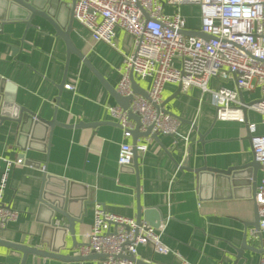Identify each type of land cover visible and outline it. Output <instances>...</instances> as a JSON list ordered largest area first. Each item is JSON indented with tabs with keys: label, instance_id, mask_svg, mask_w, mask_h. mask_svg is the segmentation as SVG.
<instances>
[{
	"label": "crops",
	"instance_id": "crops-1",
	"mask_svg": "<svg viewBox=\"0 0 264 264\" xmlns=\"http://www.w3.org/2000/svg\"><path fill=\"white\" fill-rule=\"evenodd\" d=\"M29 1L53 12L61 26H66L71 17L72 0ZM24 16L22 8L0 0V85L4 86L1 97L10 98L12 103L43 119L55 116L61 124L103 123L95 129L55 125L50 136L43 125L36 124L31 130L33 139L19 135L17 121L0 124V173L5 160L16 161L3 202L18 212L17 219L0 231V239L42 249L60 248L62 241L65 247L60 252L74 253L77 245L72 244L70 234L61 227L56 230L49 226L50 212L39 202L40 177L46 170L66 181L72 214L79 216L86 208L74 225L78 243L85 240L90 230L95 204L109 212L136 218L138 202L141 212L149 206L158 208L163 218L159 225L161 240L171 250L159 254L150 245H142L137 249L138 259L153 264H182V260L188 264H259L261 251L246 249L238 254L237 249L244 236L249 238L254 201L248 195L263 175L262 166L252 168L251 178L236 176L234 184L229 180L216 182L209 174L200 180L197 172L225 170L254 160L244 122L216 119L209 93L203 94L197 87L184 92L180 89L164 107L182 120L193 122L197 130L182 121L179 131L188 136L187 140L158 134V143L150 136H141L137 144H146V150L137 152V172L129 167L120 168L119 146L123 142L131 145L132 137L125 136L110 116L109 107L117 105L114 98L75 54H70L65 69V43L48 21L35 15L31 26L25 29ZM22 35L23 43L19 40ZM70 38L116 89L123 57L131 48L130 36L117 29L112 48L93 41L88 31L72 19ZM63 75L68 87H63L59 94L55 84ZM133 78L145 90L149 88V80ZM208 85L213 89L236 88L233 77L222 81L211 78ZM177 87L178 84L167 83L161 101L176 92ZM241 94L245 102H250L261 97V90L255 86ZM246 119L255 123L256 132H262V116L258 112L248 109ZM197 131L203 134L202 141ZM20 156H24L22 163L17 160ZM176 162L191 170H180ZM60 223L66 224L64 220ZM255 244L258 249L264 248V239L262 244ZM22 256L21 251L0 245V264H20ZM24 264H99V260L63 262L28 254Z\"/></svg>",
	"mask_w": 264,
	"mask_h": 264
},
{
	"label": "built area",
	"instance_id": "built-area-1",
	"mask_svg": "<svg viewBox=\"0 0 264 264\" xmlns=\"http://www.w3.org/2000/svg\"><path fill=\"white\" fill-rule=\"evenodd\" d=\"M198 7V24L190 26L183 6ZM74 21L82 25L93 41L115 47L116 30L121 29L131 38L130 51L123 57V68L116 87L122 96L131 95L128 109L140 119V130L151 128V133L188 139L180 133L181 121L160 107L162 90L167 83L179 84L184 92L197 87L209 93L218 120L243 121L238 91L261 90L260 101L248 109L262 116V132L247 122L254 160L263 169L255 186L254 202L258 212V230L251 227L249 237L264 233V0H74L71 8ZM200 31L210 38L187 35L183 31ZM140 80H149L147 97L132 93L130 74ZM234 78L235 89L225 86L210 88L211 78ZM64 87H68L67 84ZM201 100V98H200ZM112 120L118 123L125 136L135 122L128 118L127 109L119 105L109 107ZM146 150V144H137L136 151ZM117 162L130 167L132 146H119ZM15 160H5L0 173V231L18 217V212L3 202ZM85 240L76 246L74 254H104L99 264H137V249L150 245L159 254H168L170 248L161 240L160 226L147 221L118 215L100 204L93 209V222ZM177 256V254H175ZM182 264L188 262L182 260ZM259 264H264V248Z\"/></svg>",
	"mask_w": 264,
	"mask_h": 264
},
{
	"label": "water",
	"instance_id": "water-1",
	"mask_svg": "<svg viewBox=\"0 0 264 264\" xmlns=\"http://www.w3.org/2000/svg\"><path fill=\"white\" fill-rule=\"evenodd\" d=\"M8 2L10 5H14L16 7L22 8L26 16L22 19V21L25 24V29L29 28L31 26V19L33 16L37 15L45 19L46 21L49 22V24L54 28L55 34L60 36L66 46V60H65V69L68 64V59L70 54H75L83 64H85L95 75V77L99 80V82L103 85V87L109 92V94L114 98L115 102L117 105H119L122 109L126 110L127 109V116L129 119L133 120L135 122V126L132 129H129V135L132 137V163L129 168L130 170H133L134 172H137V151H136V146H137V138L141 136L145 137H152L155 139L158 143V134L157 133H151V128L147 127L146 130L141 131L140 130V119L139 116L135 113H133L130 109H128L130 101L132 96H122L119 94L114 87L108 84V82L105 80V78L98 72V70L90 63L88 58L74 45L73 41L70 38V31L72 27V16L69 18L68 23L66 26H61L59 22L56 20L55 15L53 12H50L49 10H44L43 8H39L35 6L32 2L29 0H5ZM74 2V0H72ZM73 5V4H72ZM187 35H195L198 37H201L203 39H208L210 38L208 35L200 32V31H192V30H184L183 31ZM23 35L19 38V40L23 43ZM21 43V44H22ZM130 81H131V90L132 93H137L140 94L144 97H147V91L142 88L133 78V74H130ZM56 87L58 88V92L60 94L62 88L65 85V75H63V78L58 84H55ZM181 87L178 84L176 92L171 94L169 97L165 98L158 107H160L163 111L168 112L175 117H177L181 122L185 121L186 123L190 124L191 127L194 130H197L196 126L193 124L191 121L187 120H182L179 116L176 114L170 112L168 109H166L164 106L180 91ZM4 86L0 85V93L3 92ZM238 97L241 102L240 108L242 109L243 112V122L246 126V135L247 138L250 139V133L247 129V119H246V111L248 110V107L258 101L260 99H255L250 102H245L241 91H238ZM59 97L56 98V102H58ZM6 120H12V121H17L19 123L18 127V133L20 136H28L30 139H33L34 137L33 132L31 131L33 127L36 124L43 125L47 132L49 133V136L51 135L52 128L55 125H63V126H90L91 128L95 129L100 123H103L102 121L98 122H78L77 124H61L56 122L55 116H53L51 119L46 120L41 118L40 116L36 115L35 113L31 112L27 108L23 106H18L14 103H12L10 98L6 97H1L0 95V124ZM117 126L120 127L118 123L115 122ZM121 128V127H120ZM197 135L199 138V141H202L203 139V134L197 131ZM32 136V137H31ZM172 136V135H170ZM173 137V136H172ZM45 136L41 138L42 141H45ZM47 145V143H46ZM189 150L187 151V154H189ZM167 154L171 156L170 152L167 151ZM19 162H24V156H20L17 158ZM26 162V160H25ZM177 167L180 170H191L190 168H187L184 164L182 163H177ZM256 166H260V164L253 160L251 162H248L246 164L242 165H237V166H232L229 167L225 170H197L198 172V178L201 180L205 174H209L211 179L213 178L216 182H221V180H229L230 183L234 184V179L238 175H245L246 177H252V168H256ZM122 168V167H120ZM41 181V186H40V192H39V202L44 205L50 212L49 215V220L48 224L51 228H56L65 230L68 232L71 236L72 239V244L79 246L81 243L76 242L75 236H74V225L76 222H79V218L81 215H84L85 213V206L83 208L82 214L80 212L79 216L72 214L70 212V207L71 206V199L68 196V192L66 189V181L63 179H59L57 177L52 176L51 174H48L46 170H43V173L40 177ZM61 181L62 185L58 182ZM249 179L247 180V182ZM252 181V180H251ZM64 185V186H63ZM252 191L251 194L248 195L249 198L253 199L254 196V189H255V184L251 187ZM254 201V199H253ZM140 204L137 202V214H136V220L139 221L141 217L144 218L147 223L155 228H157L160 225V222L163 221V218L159 215L158 208L155 206H149L143 209V212H141ZM59 222H55V221ZM65 221L66 224L62 225L60 221ZM258 212H257V206L254 202V218L250 223V225L255 229L258 230ZM55 230V231H56ZM249 237V236H248ZM263 235L260 232H257L256 237H249L247 239V236H244L240 246L237 249L238 254L242 253L246 249L248 250H259L263 251V247L257 248L256 246V241L260 244L263 242ZM255 240V241H254ZM0 245L15 248L19 251L22 252V260L20 264H24L25 258L28 254H34L42 257H49V258H56L59 259L63 262H68V261H77V260H85V259H98L101 260L104 257V254L102 253H91L85 256H81L79 254H65L60 252V248H64V244L61 241L60 242V248L52 247V248H47V249H42V248H37L34 246H27L24 244H18V243H13V242H8L4 239H0ZM129 259H133L137 264H153L151 262H144L138 258H132L129 257Z\"/></svg>",
	"mask_w": 264,
	"mask_h": 264
},
{
	"label": "rangeland",
	"instance_id": "rangeland-1",
	"mask_svg": "<svg viewBox=\"0 0 264 264\" xmlns=\"http://www.w3.org/2000/svg\"><path fill=\"white\" fill-rule=\"evenodd\" d=\"M182 12L187 16V20L190 24H198L199 16H198V7L197 6H183L182 7ZM144 85L145 82H142Z\"/></svg>",
	"mask_w": 264,
	"mask_h": 264
}]
</instances>
